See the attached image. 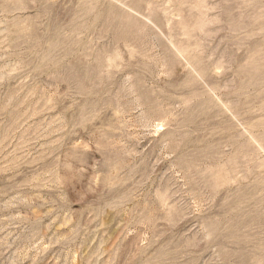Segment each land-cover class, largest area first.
I'll return each instance as SVG.
<instances>
[{
	"label": "rangeland",
	"instance_id": "1",
	"mask_svg": "<svg viewBox=\"0 0 264 264\" xmlns=\"http://www.w3.org/2000/svg\"><path fill=\"white\" fill-rule=\"evenodd\" d=\"M0 264H264V0H0Z\"/></svg>",
	"mask_w": 264,
	"mask_h": 264
}]
</instances>
